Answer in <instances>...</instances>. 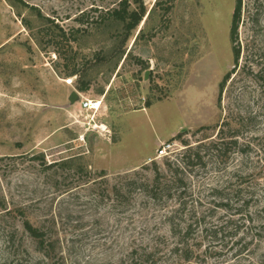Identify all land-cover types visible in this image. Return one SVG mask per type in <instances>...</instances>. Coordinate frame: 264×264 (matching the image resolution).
<instances>
[{
  "label": "rangeland",
  "instance_id": "obj_1",
  "mask_svg": "<svg viewBox=\"0 0 264 264\" xmlns=\"http://www.w3.org/2000/svg\"><path fill=\"white\" fill-rule=\"evenodd\" d=\"M22 1L42 17L0 0V264H15L22 248L39 257L20 210L52 230L59 264H127L141 247L157 250L154 264L258 262L264 0H243L236 65L235 0H142L146 14L128 33L118 21L100 22L120 0ZM73 91L101 106L70 105ZM172 132L180 137L160 141ZM161 143L170 144L169 157L154 159ZM36 158L69 160L85 173L45 170ZM127 173L157 187L158 200L137 189L116 198ZM14 231L22 248L12 246Z\"/></svg>",
  "mask_w": 264,
  "mask_h": 264
},
{
  "label": "trees",
  "instance_id": "obj_2",
  "mask_svg": "<svg viewBox=\"0 0 264 264\" xmlns=\"http://www.w3.org/2000/svg\"><path fill=\"white\" fill-rule=\"evenodd\" d=\"M14 2L26 7L27 5L22 0H13ZM158 0H156L154 7L158 5ZM242 3L243 0H235V4L233 7L232 15H231V24H230V42L233 44L232 46V53H233V59L235 65L238 63L239 55H240V49L236 47L234 44L237 42L238 37V26L241 20V9H242ZM135 4L137 5L138 9H131V6ZM29 7V6H27ZM31 10L36 11V14L38 17H42L40 12L35 8L30 6ZM256 9V8H255ZM168 10V8L166 9ZM256 11H258L256 9ZM146 14V10L143 6L142 0H120V2L117 5V8L113 10H109L105 14V18L100 21L103 23L104 20L112 19L114 21H118L122 23L123 29L126 33L131 32L135 30L141 21L143 20L144 16ZM255 18H253V21L258 22V12L254 14ZM55 28H59L58 25L55 26ZM62 31V30H60ZM77 32V31H76ZM228 78V75H226L223 78V82ZM221 85V84H220ZM222 90V85L219 86V92ZM180 137V134H178L176 137L171 138V142L174 140H177ZM222 142H218L216 144H212L211 148L214 150H219ZM196 158H198V154L196 153L194 155ZM35 159V158H34ZM37 160H40V165H42L45 170H51L54 168H60L63 170L72 171L73 174H76L77 176H82L85 173V169L82 166H75L73 163L69 160L61 161V162H55L51 163L49 165H46L45 162H43L41 159L36 158ZM100 176L105 177L107 176L106 173L102 170L99 173ZM154 185L157 183V177L158 173H154ZM137 176L136 173L133 175L125 174L120 179L124 180L123 184H120L114 189V196L120 199H124L125 189H133V190H140L142 191L143 195L147 197L150 200H158L160 194L158 193L157 187L150 186L148 183L144 182H138V180H134V178ZM177 183V181H176ZM264 199V195H263ZM122 201V200H120ZM21 225H22V231L25 235L29 237V239L32 241V243L35 246V252L39 255L38 259L35 260L31 257V255L28 254V251L22 248L21 243H17V248H22L23 251L21 256L18 257V253L15 255V264H59L54 259V251H55V244L52 238V230L45 229L43 227H37L33 225L24 215V212L22 210L18 211ZM259 214L264 215V203L259 209ZM191 232V228L187 229V231L184 233L183 236H188ZM15 234H17L16 231H14V236L11 234V242L12 246L15 245ZM172 234L177 235L180 234V231L177 228H172ZM183 244V242L181 243ZM179 245V244H178ZM185 245V244H184ZM140 250V251H139ZM138 249H132L129 254L126 256L127 264H154L157 260H155L156 251H151L148 248H139ZM174 252L176 249L173 250ZM178 252L186 253L184 254L185 261H188L191 259L192 255L189 251V248H177ZM17 252V251H16ZM53 253V254H52ZM18 257V258H17ZM62 264V263H60ZM237 264V263H235ZM251 264H264V253H262L261 258L256 263Z\"/></svg>",
  "mask_w": 264,
  "mask_h": 264
},
{
  "label": "built area",
  "instance_id": "obj_3",
  "mask_svg": "<svg viewBox=\"0 0 264 264\" xmlns=\"http://www.w3.org/2000/svg\"><path fill=\"white\" fill-rule=\"evenodd\" d=\"M67 85H71V80L67 83ZM79 105L81 106V108L85 111H97V110H92V105H91V100H87V99H84L82 97L81 94H79ZM94 121V120H93ZM91 121V122H93ZM91 122L88 123V126L91 125ZM91 129H96V130H99L100 132L102 133H105V134H108L109 133V130L107 129V127L104 125V127H102V124L100 125H97L96 123H93V125L91 126ZM84 136L85 135H81L79 137V141H84ZM170 144H166V143H161L159 144L156 152H155V158L154 159H163V158H168L169 157V148H170Z\"/></svg>",
  "mask_w": 264,
  "mask_h": 264
},
{
  "label": "water",
  "instance_id": "obj_4",
  "mask_svg": "<svg viewBox=\"0 0 264 264\" xmlns=\"http://www.w3.org/2000/svg\"><path fill=\"white\" fill-rule=\"evenodd\" d=\"M148 75H149V72H146L145 79H147ZM79 99H80L79 95L76 91L71 92L68 96V102L70 105L76 104L79 101Z\"/></svg>",
  "mask_w": 264,
  "mask_h": 264
},
{
  "label": "bare ground",
  "instance_id": "obj_5",
  "mask_svg": "<svg viewBox=\"0 0 264 264\" xmlns=\"http://www.w3.org/2000/svg\"><path fill=\"white\" fill-rule=\"evenodd\" d=\"M91 105H92V110H98L99 109V107L101 106V102L100 101H95V102H93V101H91ZM102 127H104L103 125H102Z\"/></svg>",
  "mask_w": 264,
  "mask_h": 264
},
{
  "label": "crops",
  "instance_id": "obj_6",
  "mask_svg": "<svg viewBox=\"0 0 264 264\" xmlns=\"http://www.w3.org/2000/svg\"><path fill=\"white\" fill-rule=\"evenodd\" d=\"M176 134H177V132H172V133L166 135V139H160V141H164V140L173 138ZM147 159H149V157H147L145 160H143V162L146 161Z\"/></svg>",
  "mask_w": 264,
  "mask_h": 264
}]
</instances>
